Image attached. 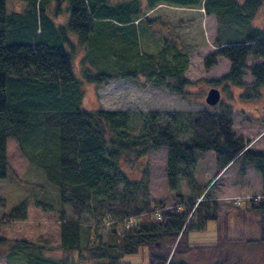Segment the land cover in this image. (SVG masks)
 <instances>
[{"label":"trees","instance_id":"1","mask_svg":"<svg viewBox=\"0 0 264 264\" xmlns=\"http://www.w3.org/2000/svg\"><path fill=\"white\" fill-rule=\"evenodd\" d=\"M21 1V11L8 13L6 0H0V181L10 174L6 143L12 139L56 190L61 210L55 249L66 256H46L45 248L24 240L7 241L0 233L6 256H18L25 264H124V255L145 247L148 264H191L184 254L201 246L191 245L189 234L204 230L209 221L227 219L217 213L214 186L193 177L200 154L206 152L214 154L215 175L232 165L241 175L246 168L259 175L260 195L251 198L249 206L264 212V148L254 150L247 146L249 140L235 136L230 112L207 106L193 112L82 106V81L99 86L143 79L153 88L188 94L185 88L192 83L184 76L186 52L163 35L148 41L157 43V50L144 48L145 36L153 31L145 35L148 30L139 28L142 21L148 25L140 0ZM145 1L148 9L165 3L198 7L214 16L216 50L203 59V66L208 69L223 58L230 67L212 84L241 86L248 70L250 88L257 92L264 86V26L251 27L264 0ZM63 13L64 21L56 23V15ZM75 51L83 53L80 78L73 71ZM161 148L166 149L167 187L176 199L170 210L149 201L136 204L141 184L127 180L122 170L123 161ZM182 179L187 193L180 190ZM25 203L5 210L1 221L23 220ZM64 206L78 219L89 210L105 209L100 225L114 228L101 242L66 218ZM217 245L221 247L220 240L209 248Z\"/></svg>","mask_w":264,"mask_h":264},{"label":"rangeland","instance_id":"2","mask_svg":"<svg viewBox=\"0 0 264 264\" xmlns=\"http://www.w3.org/2000/svg\"><path fill=\"white\" fill-rule=\"evenodd\" d=\"M117 1L122 0H109L113 3ZM6 9L8 13L13 11L17 13V11L23 9V3L21 0H6ZM165 9L167 12L163 9H156L152 13L149 12L148 15L150 18L157 16L159 19H166L167 14L172 17L170 23L174 25L171 26H176V28H174V34L169 31L167 35L170 41L173 38V41L188 55L187 68L184 72L185 77L192 83V85L185 88L188 94L185 96L174 95L165 90L149 86L143 79L137 80V83L133 81H110L99 86L82 81V106L85 109L101 107L106 110L141 109L177 112H193L207 106L212 110L230 112L235 136L241 137L243 140H249L247 146L254 150L263 149L264 86L260 87L257 92L253 91L250 88L252 78L248 70L244 71L241 86L227 84L223 81L216 85L212 84L228 72L230 64L223 58H217L214 66L208 69L204 68L203 59L213 53L216 48L197 47L196 45L204 43L205 40L210 41V43L213 42L216 37V20L207 17L200 8H197L198 11L181 7ZM51 10L52 8H50ZM146 12L147 9L144 10L143 17ZM64 15L65 13L56 15L54 21L56 23L63 22ZM202 23L205 24L206 28L202 27L203 37L199 38L196 29H201ZM263 26L264 5L251 22L253 28L261 29ZM142 27L143 29L146 27L143 21L139 24V28L142 29ZM156 31L157 26L146 38V46H143L145 49H148L150 39L158 38ZM140 43L143 45V36L140 38ZM153 49H158L157 43L152 45L151 50ZM81 58H83V53L75 51L72 65L77 78L81 77L84 65ZM251 63L250 59L246 61L247 65ZM86 66L88 65L86 64ZM210 88H216L220 92L219 101L214 106H208L204 100ZM6 146L10 174L6 180L0 181V200H2V204H0L1 235L7 241L24 240L41 248L43 247L45 248L43 253L46 256L65 257V254L59 255L60 253L55 249L59 243V214L61 210L55 188L46 182L40 169L21 154L14 140L8 139ZM165 169V148L151 151L144 157L132 160L129 163L123 161L122 170L126 179L135 180L141 184L136 196V204L149 201L150 205L154 203L162 205L163 210H170L176 204L174 193L169 191L167 187ZM215 171L214 154L206 152L200 154V158L193 168V177L201 182L200 184L209 183L215 175ZM239 172L238 167L230 166L225 172L226 181L223 180L225 186L211 191V195L219 197L221 208H226L228 205L231 208L229 212L235 211L238 213L234 218L232 232L228 230L229 234L226 236L225 231V233L223 232L224 235L220 237L221 239L219 238L220 245L223 238L228 239L230 241L228 243L234 242L238 252L233 255L231 254L232 249L230 250L231 253L226 251V248L222 251L217 250L218 245L214 249L201 246L198 250L184 254V261L187 263L203 264V262L227 261L232 258L238 260V264H264V243L259 240L261 238V224L264 221L263 217L256 210L246 211L248 208L250 209L249 200L259 195L256 173L251 168L244 170L243 175ZM180 184V190L187 193L185 180L182 179ZM21 202H26L25 218L23 220L1 221V216L5 210H10ZM244 209L245 213L242 214ZM63 211L66 218L76 220L83 228L88 229L89 234L98 238L101 242L106 240L107 232L114 228L113 224L100 225L105 209L89 210L79 219L73 215L68 206H64ZM225 214L228 215V210ZM213 224L210 223L209 228ZM223 224L224 222L220 220L215 227L219 226L223 230ZM241 231L244 233L241 234ZM217 239L214 242H218L219 239ZM198 243H202V241ZM198 243L196 245H200ZM6 253V246L1 244L0 264H25L22 258L18 256L8 257ZM121 262L124 264H148L147 249L142 247L137 254L124 255Z\"/></svg>","mask_w":264,"mask_h":264},{"label":"crops","instance_id":"3","mask_svg":"<svg viewBox=\"0 0 264 264\" xmlns=\"http://www.w3.org/2000/svg\"><path fill=\"white\" fill-rule=\"evenodd\" d=\"M140 2H141V4H142V6H143V8H144V10H146L147 9V12L145 13L146 15H144V17H146V18H148V25H147V27L146 28H144V29H146V30H148V31H153L154 30V27L155 26H157V34H158V37L160 36V35H163V37H166V38H169L168 37V35H167V33L170 31L172 34H174L173 33V31H174V28H176V26H171V25H174V24H171L170 22H171V16H169V14H167V17H166V19H163V18H158L157 16H155V17H153V18H150L149 17V15H148V13L150 12V13H152V11H156V9H159V10H161V9H163L165 12H167V10L165 9V8H180V7H177V6H174V5H170V4H165V3H162V4H158V5H156L154 8H152V9H148V7L146 6V1L145 0H140ZM181 8H184V9H188V8H186V7H181ZM198 7H194V8H192V10H194V11H198V9H197ZM144 10H143V13H144ZM200 10L203 12V9H201L200 8ZM159 13V12H158ZM157 13V14H158ZM206 16L207 17H210V18H213V19H215L214 18V16L213 15H207L206 14ZM169 17V18H168ZM202 25L203 26H201V29H196L197 31H198V35H199V38H202L203 37V31H202V27H204V28H206V26H205V24L204 23H202ZM197 26H198V24H197ZM196 26V27H197ZM146 30H144V31H146ZM145 38H147L146 36H145ZM171 40L173 41V38H171ZM174 42V41H173ZM197 47H208V48H215L213 45H212V43H210V41H207V40H205L204 41V43H202V44H199V45H196ZM148 47H152V45H148ZM196 49V48H195ZM214 50V49H213ZM216 50V49H215ZM212 51V50H211ZM214 52V51H213ZM186 71V70H185ZM184 71V72H185ZM185 76V75H184ZM186 78V77H185ZM187 79V78H186ZM188 80V79H187ZM260 150V149H259ZM230 166H228V167H225V168H223L218 174H216V175H214L212 178H211V181H209V185H208V187H213L211 190H214L215 188H223L224 186H225V182H223V180L224 181H226L225 180V177H226V175H225V172L228 170V168H229ZM246 169H248V168H246ZM245 169V170H246ZM252 169V168H251ZM252 171L254 172V170L252 169ZM245 173V172H244ZM254 173H256V172H254ZM256 175V178H257V188H258V194L260 195V191H261V183H260V177H259V175L256 173L255 174ZM216 186H215V185ZM259 195H256V196H259ZM216 198H217V200H219V197L216 195L215 196ZM220 199H222V198H220ZM227 210H228V215L227 214H225L226 212H227ZM229 210H231V208H230V206H228L227 205V207L226 208H221V206H219V209H218V215H220L221 217L222 216H226V224L224 223L223 225H222V229L223 230H221V228L218 226V227H215V225L217 224V222H219L220 220H218V221H209V222H207L206 223V225H205V228H204V230H202V231H198V232H192V233H190L189 234V242H190V244L191 245H194V246H203V247H211V246H215L216 245V243L217 242H214V241H216V239H217V235H218V239L222 236V235H224L223 234V232L225 233V231H226V236H227V234H229V232H228V230L230 231V232H232V227L234 226V218H236V216H237V214L238 213H236L235 211H230L229 212ZM232 210H235V209H232ZM246 211H254V210H250L249 208H248V210H246ZM259 212V211H258ZM245 213V209L243 210V213L242 214H244ZM260 215L263 217V220H264V212H262V213H260ZM219 218V219H222V218ZM210 223H214L212 226H211V228H209L210 227ZM230 223V224H229ZM259 224H261V223H259ZM220 233V234H219ZM244 232L243 231H241V234H243ZM260 236H261V238L259 239L262 243H264V221H263V224H261V233H260ZM259 236V237H260ZM216 238V239H215ZM217 239V240H218ZM221 239V238H220ZM219 239V240H220ZM213 240V241H212ZM200 241H202V243H198V242H200ZM228 239H225V238H223V240H222V244H221V246L222 247H219V248H217L219 251H222L224 248H226L227 250L226 251H228V252H230V250L232 249V253L231 254H233V255H235V253H237L238 252V248H236L235 247V244H234V242H232V243H228V242H230V241H228ZM200 244V245H196V244ZM264 246V245H263ZM218 247V246H217ZM215 247H213L212 249H214ZM241 250V249H240ZM249 250H252V249H249ZM235 251V252H234ZM242 252V251H241ZM249 252H255V251H249ZM254 256V255H253ZM217 261H220V260H217ZM215 262V261H214ZM221 262H223L224 264H238V260H234V259H229V260H227V261H221ZM202 263V262H201ZM203 263H209V262H203ZM192 264V263H191ZM245 264H248V263H245ZM256 264H258V263H256Z\"/></svg>","mask_w":264,"mask_h":264},{"label":"water","instance_id":"4","mask_svg":"<svg viewBox=\"0 0 264 264\" xmlns=\"http://www.w3.org/2000/svg\"><path fill=\"white\" fill-rule=\"evenodd\" d=\"M220 98V92L216 88H210L205 95V103L208 106H214Z\"/></svg>","mask_w":264,"mask_h":264},{"label":"built area","instance_id":"5","mask_svg":"<svg viewBox=\"0 0 264 264\" xmlns=\"http://www.w3.org/2000/svg\"><path fill=\"white\" fill-rule=\"evenodd\" d=\"M237 203H238V202H237ZM156 216H157V218H158L160 215H159V214H157ZM128 222H129V223H128V225L126 226V228H128V227H129V226L132 224V222H133V221H132V220H130V221H128Z\"/></svg>","mask_w":264,"mask_h":264}]
</instances>
